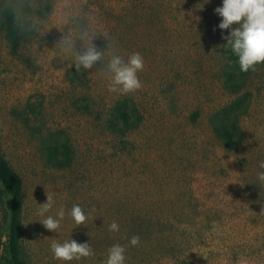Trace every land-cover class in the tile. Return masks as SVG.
Masks as SVG:
<instances>
[{"label": "rangeland", "instance_id": "obj_1", "mask_svg": "<svg viewBox=\"0 0 264 264\" xmlns=\"http://www.w3.org/2000/svg\"><path fill=\"white\" fill-rule=\"evenodd\" d=\"M21 14L27 43L15 55L3 11ZM28 6L44 12L31 16ZM47 6L51 11L46 12ZM222 0H0V140L24 182L23 249L28 264L56 260L53 242H87L94 255L70 264H105L108 249L126 248V264H264V63L248 82L243 143L229 151L211 117L238 96L227 90L228 30L215 9ZM236 25H233L235 28ZM125 60L144 59L142 88L109 91L98 62L73 74L81 34ZM71 45L68 53L63 45ZM108 43L110 50L108 49ZM132 101L141 118L125 135L110 116ZM69 144L70 167L51 166L45 148ZM46 191L63 207L58 232L38 221ZM79 205L90 219L77 227ZM10 201L0 183V237L6 247ZM116 222L118 232L109 231ZM133 236L140 238L136 247ZM8 257L5 248L0 264Z\"/></svg>", "mask_w": 264, "mask_h": 264}, {"label": "clouds", "instance_id": "obj_2", "mask_svg": "<svg viewBox=\"0 0 264 264\" xmlns=\"http://www.w3.org/2000/svg\"><path fill=\"white\" fill-rule=\"evenodd\" d=\"M215 12L222 18L218 25L219 29L229 32V35L224 38L237 57L240 71L244 73L255 71L258 64L264 63V0H222V6L216 8ZM234 24L235 28H233ZM80 39L82 47L76 54V71L91 70L100 62L104 66L102 71L111 74L110 92L126 94L142 88L138 73L143 71L144 59L139 53H133L127 60L113 54L105 64L104 51L98 50L93 43L94 38L84 32ZM71 50L70 44L63 45L65 53ZM107 50H110L109 43ZM259 167L264 169V161L259 163ZM258 181L264 183V172L258 174ZM46 197V203L39 204L40 207L37 209V215L46 218L38 221L46 230L56 233L61 227V221L65 218V211L61 207L55 216H46L55 203L54 194L46 191ZM70 216L77 227L81 225L86 227L87 221L91 218L90 213L86 214L79 205L72 207ZM109 231L118 232L119 225L116 222L111 223ZM129 243L136 247L140 244V238L133 236ZM51 251L56 260L68 262V264L94 255L89 243H79L75 239L63 243L53 242ZM125 252L124 246L113 245L108 249L105 264H126Z\"/></svg>", "mask_w": 264, "mask_h": 264}, {"label": "trees", "instance_id": "obj_3", "mask_svg": "<svg viewBox=\"0 0 264 264\" xmlns=\"http://www.w3.org/2000/svg\"><path fill=\"white\" fill-rule=\"evenodd\" d=\"M31 16L44 18V12L37 7L28 6ZM46 12L51 11L47 6ZM21 14L13 5H7L3 11V26L15 55H21V50L27 43L28 35L21 22ZM228 69L224 72V84L228 91L238 96L230 105L216 112L211 117V125L216 137L221 140L229 151L239 149L243 143V134L240 120L249 110V100L244 95L248 82L254 71L241 72L237 57L231 49L227 52ZM258 64L256 68L259 66ZM77 77V71L73 68ZM1 82V80H0ZM141 118L135 104L130 100L118 102L110 116V129L120 135L136 128ZM51 166L65 169L71 166L74 160L73 151L69 144L48 145L45 148ZM0 183L6 191L9 201V222L6 235V247L0 237V256L5 248L8 257L4 264H28L23 249V221H24V182L20 175L12 168L7 160L0 140Z\"/></svg>", "mask_w": 264, "mask_h": 264}]
</instances>
